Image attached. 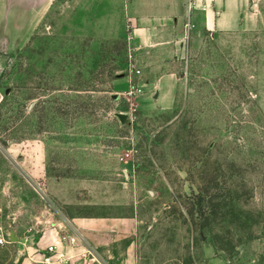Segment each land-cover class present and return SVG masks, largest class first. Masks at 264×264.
I'll use <instances>...</instances> for the list:
<instances>
[{
    "label": "rangeland",
    "instance_id": "rangeland-1",
    "mask_svg": "<svg viewBox=\"0 0 264 264\" xmlns=\"http://www.w3.org/2000/svg\"><path fill=\"white\" fill-rule=\"evenodd\" d=\"M190 1L53 0L31 36L3 5L0 264L98 218L117 230L109 264H264V24L208 31ZM212 179L237 186L251 229L189 213ZM228 231L231 255L216 241Z\"/></svg>",
    "mask_w": 264,
    "mask_h": 264
},
{
    "label": "crops",
    "instance_id": "crops-1",
    "mask_svg": "<svg viewBox=\"0 0 264 264\" xmlns=\"http://www.w3.org/2000/svg\"><path fill=\"white\" fill-rule=\"evenodd\" d=\"M131 2L127 0L126 4L131 5ZM4 4L10 30L19 29V25L24 23L31 36L46 18L53 0H0V22L4 18ZM263 4L259 3V8ZM189 8V17L192 14L203 15V26L208 31L233 32L264 24V12L254 7V11L249 13L245 0H192ZM233 11L237 12L235 20ZM188 26L190 29L195 26L193 19L190 18ZM184 41L183 38L175 41V57L184 58L188 54L182 52ZM3 101L4 94L0 89V107ZM112 226L109 220L99 218L60 224L46 232L33 248L27 247L29 257L22 264H41L43 253L49 246L56 247V264H109L104 260V254L109 252L112 244L106 236L117 231ZM109 258L111 262L116 260L115 254H109Z\"/></svg>",
    "mask_w": 264,
    "mask_h": 264
},
{
    "label": "trees",
    "instance_id": "trees-1",
    "mask_svg": "<svg viewBox=\"0 0 264 264\" xmlns=\"http://www.w3.org/2000/svg\"><path fill=\"white\" fill-rule=\"evenodd\" d=\"M228 182H219L212 179L209 182H204L203 185L198 189V193H194L190 199L189 210L192 216L199 217L200 221H204V227H209L217 221L228 222L232 225L237 226L238 231H247L251 229L247 223L250 218L244 216L242 210L237 209L231 203L233 202V194L235 193L237 186L227 185ZM225 191V193H224ZM228 199V200H227ZM264 212L258 214V219H262ZM227 241L221 237L217 238L218 247L231 255L235 249L232 242V233L228 231ZM257 236L254 233L248 232L246 234V240L255 241ZM239 243L242 245L241 240Z\"/></svg>",
    "mask_w": 264,
    "mask_h": 264
},
{
    "label": "built area",
    "instance_id": "built-area-1",
    "mask_svg": "<svg viewBox=\"0 0 264 264\" xmlns=\"http://www.w3.org/2000/svg\"><path fill=\"white\" fill-rule=\"evenodd\" d=\"M7 243V240L5 238H0V245L5 246ZM56 247L49 246L46 248L45 252L43 253V259L41 264H56L55 262V256H56Z\"/></svg>",
    "mask_w": 264,
    "mask_h": 264
},
{
    "label": "water",
    "instance_id": "water-1",
    "mask_svg": "<svg viewBox=\"0 0 264 264\" xmlns=\"http://www.w3.org/2000/svg\"><path fill=\"white\" fill-rule=\"evenodd\" d=\"M12 242H17V238H16L15 234H13V236H12Z\"/></svg>",
    "mask_w": 264,
    "mask_h": 264
}]
</instances>
